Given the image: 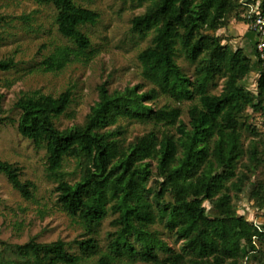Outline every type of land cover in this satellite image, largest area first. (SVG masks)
Instances as JSON below:
<instances>
[{
  "label": "trees",
  "instance_id": "trees-1",
  "mask_svg": "<svg viewBox=\"0 0 264 264\" xmlns=\"http://www.w3.org/2000/svg\"><path fill=\"white\" fill-rule=\"evenodd\" d=\"M35 1L56 9L57 30L73 44L52 52L47 68L84 55L91 40L82 27L96 24L100 13L75 0ZM244 13L240 0H148L131 18L132 31L152 33L138 53L145 82L112 90L101 84L84 121L66 127L58 120L72 90L17 99V130L45 149L55 205L87 235L72 242L3 240L0 264H264V222L260 230L239 213L245 192L255 217L264 209V180L254 177L264 163V67L257 70L254 52L233 47L220 32L233 21L247 23ZM183 62L193 66L192 74ZM14 65L0 60V70ZM254 68L256 90L245 83ZM219 78L222 86L214 91ZM122 120L152 128L128 140ZM69 161L75 162L71 178ZM0 173L24 199L37 197V183L22 179L18 162L0 157ZM107 215L114 228L103 248L98 234Z\"/></svg>",
  "mask_w": 264,
  "mask_h": 264
},
{
  "label": "rangeland",
  "instance_id": "rangeland-1",
  "mask_svg": "<svg viewBox=\"0 0 264 264\" xmlns=\"http://www.w3.org/2000/svg\"><path fill=\"white\" fill-rule=\"evenodd\" d=\"M75 2L97 10L100 18L96 24L82 27L91 40L87 52L70 60L62 68L53 70L47 68L44 60L58 47L73 45L57 30L56 9L35 0H0V60L13 59L15 62L11 69L0 70V99L3 106L0 112V157L18 162L23 167L22 179L33 180L38 185L37 197L27 200L9 183L6 175L0 173V246L3 240L22 243L32 236L39 241L61 238L72 242L87 235L79 223L55 205L56 183L45 170V149L37 148L32 140L17 130L20 114V109L15 105L17 99L25 93L57 95L66 89L72 90V103L58 120L60 127H66L84 121L91 105L98 100V87L101 84L112 90L145 82L138 53L151 42L152 33L142 36L132 31L131 18L145 10L148 0ZM246 29H249L247 23L233 21L227 30L220 32L227 34L226 39L233 47L244 46L249 51V46L243 44ZM183 67L191 74L194 71L193 66L186 62H183ZM256 68L259 70L261 67L257 65ZM257 73L254 68L245 79L252 90L257 87ZM222 83L219 78L214 91H219ZM149 86L146 83L143 89ZM165 100L164 96H160L158 105ZM187 105L183 104L185 108ZM183 118L187 121L186 115ZM260 120L257 119V122ZM121 124L126 128L128 140L152 128L151 124L136 121L122 120ZM247 143L248 139L245 140ZM66 169L72 172L68 177H73L75 162L69 161ZM254 177L264 180V163L255 168ZM239 213L255 218L248 192L239 196ZM111 219L112 215H107L100 225L98 238L103 248H106L108 232L114 228L110 224ZM256 219L264 222V209L256 214ZM70 250L78 252V245L72 244ZM96 259L94 257L91 261ZM89 261L85 260L82 264ZM116 264L150 263L123 260Z\"/></svg>",
  "mask_w": 264,
  "mask_h": 264
},
{
  "label": "built area",
  "instance_id": "built-area-1",
  "mask_svg": "<svg viewBox=\"0 0 264 264\" xmlns=\"http://www.w3.org/2000/svg\"><path fill=\"white\" fill-rule=\"evenodd\" d=\"M261 1L240 0V3L245 8L244 15L247 19L248 28L255 36L254 56L257 57L259 65L264 67V8L261 5ZM253 223L262 230L260 220H257L256 217L253 218ZM253 243L258 247L256 235L253 236ZM244 264H247V260H245Z\"/></svg>",
  "mask_w": 264,
  "mask_h": 264
},
{
  "label": "crops",
  "instance_id": "crops-1",
  "mask_svg": "<svg viewBox=\"0 0 264 264\" xmlns=\"http://www.w3.org/2000/svg\"><path fill=\"white\" fill-rule=\"evenodd\" d=\"M244 37L245 40L243 44H245V46H249V50L251 52H254V42H255L254 34L249 29H246V32L244 33Z\"/></svg>",
  "mask_w": 264,
  "mask_h": 264
}]
</instances>
